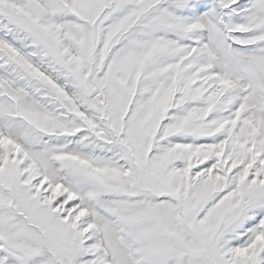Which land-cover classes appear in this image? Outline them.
Listing matches in <instances>:
<instances>
[{"label": "snow or ice", "instance_id": "snow-or-ice-1", "mask_svg": "<svg viewBox=\"0 0 264 264\" xmlns=\"http://www.w3.org/2000/svg\"><path fill=\"white\" fill-rule=\"evenodd\" d=\"M0 264H264V0H0Z\"/></svg>", "mask_w": 264, "mask_h": 264}]
</instances>
